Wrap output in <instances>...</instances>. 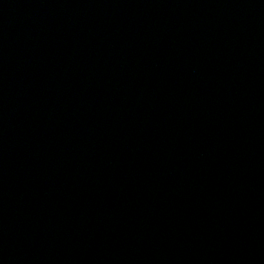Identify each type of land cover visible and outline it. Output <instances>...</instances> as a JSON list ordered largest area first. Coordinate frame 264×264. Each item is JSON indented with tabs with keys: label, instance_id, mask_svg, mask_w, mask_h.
<instances>
[{
	"label": "water",
	"instance_id": "1",
	"mask_svg": "<svg viewBox=\"0 0 264 264\" xmlns=\"http://www.w3.org/2000/svg\"><path fill=\"white\" fill-rule=\"evenodd\" d=\"M0 264H264V0H0Z\"/></svg>",
	"mask_w": 264,
	"mask_h": 264
}]
</instances>
